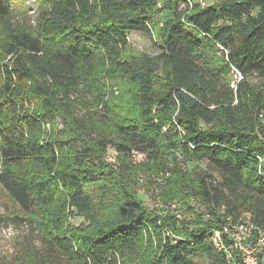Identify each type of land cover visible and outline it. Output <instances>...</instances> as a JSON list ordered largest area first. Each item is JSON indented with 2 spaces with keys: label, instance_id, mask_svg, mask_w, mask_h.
Returning a JSON list of instances; mask_svg holds the SVG:
<instances>
[{
  "label": "trees",
  "instance_id": "16d2710c",
  "mask_svg": "<svg viewBox=\"0 0 264 264\" xmlns=\"http://www.w3.org/2000/svg\"><path fill=\"white\" fill-rule=\"evenodd\" d=\"M30 6L36 24L26 1L0 0V185L18 206L0 214V228L27 225L69 264H226L205 228L249 212L264 229V0ZM133 31L159 52H127ZM107 64L122 95L100 118L61 108V93L100 80ZM109 147L115 165L104 160ZM136 155L169 177L161 205L178 199L193 211V199L208 219L149 209L135 188ZM70 213L86 223L66 226ZM18 248L13 264H51L31 242Z\"/></svg>",
  "mask_w": 264,
  "mask_h": 264
},
{
  "label": "rangeland",
  "instance_id": "374dc122",
  "mask_svg": "<svg viewBox=\"0 0 264 264\" xmlns=\"http://www.w3.org/2000/svg\"><path fill=\"white\" fill-rule=\"evenodd\" d=\"M28 5V8L24 10L25 16L29 17V20L32 24H36L37 11L34 6H30L36 0H24ZM212 1V0H211ZM209 2V1H208ZM159 6L161 2H158ZM185 4L180 5V10L184 9ZM23 15V13H22ZM17 16L21 20L25 16ZM172 14L163 13L160 16L161 22L168 19ZM129 46L127 52L130 53H147V54H157L159 52L158 46L155 44L153 38L148 34L143 32L133 31L129 33ZM10 56L5 57L7 61ZM108 64L105 67L104 76L100 80H96L90 85L80 82L79 85H76L73 88V91L68 93L66 98L63 94H60L59 105L65 110H72L76 116L80 117H93L100 118L102 115V106L104 103H109L112 100L113 96H121L120 84L117 78H113L107 72ZM239 77V74H237ZM236 75V76H237ZM0 84V89H1ZM119 91V92H118ZM98 103H101L100 105ZM56 127L61 129L63 127V120L59 118L56 123ZM50 135L52 131H49ZM49 136V135H48ZM105 161L108 163H113L114 165L119 162V158L115 149L109 147L108 152L105 154ZM144 157L142 155H136L134 158V163L137 167L135 180V188L138 192L139 198L145 203V205L161 214L168 211L170 204L174 201L178 204V208L175 209L177 214H181V218L185 222H193L196 220L195 213L202 215L205 219H208V211L200 203L190 201V206L193 207V211L187 210V206L183 204L181 200H171L169 206L161 205V200L159 198L160 193L164 192V187L167 185L169 177L163 174L156 173L152 171L148 166L142 165ZM194 163L189 164V168H192ZM164 185V187H163ZM103 187L101 183L92 184L87 188V191L93 196L100 194V188ZM161 188V189H160ZM225 208L224 206H222ZM171 208V207H170ZM226 209V208H225ZM18 212V206L13 202V200L8 196V194L2 189L0 185V214H15ZM243 215H250L249 212H244ZM86 223V219L78 214H71L66 219V226H80ZM31 242L35 249L37 250L38 256L42 257L45 254L49 255L51 264H69L63 260L62 256L55 249H50L49 245L44 241V239L37 234L36 231L32 230L27 225H11L10 227L0 228V264H13L16 263L18 247L22 242ZM198 261L201 264H207L206 259L198 258Z\"/></svg>",
  "mask_w": 264,
  "mask_h": 264
},
{
  "label": "built area",
  "instance_id": "2783aa9c",
  "mask_svg": "<svg viewBox=\"0 0 264 264\" xmlns=\"http://www.w3.org/2000/svg\"><path fill=\"white\" fill-rule=\"evenodd\" d=\"M197 1L201 6L207 4V0ZM170 207L175 210L178 204L173 201ZM220 212L224 213L225 208L221 207ZM177 216L181 218L180 213ZM205 230L216 250L224 256L226 264H264V229L257 227L250 215L238 218L228 215L218 227Z\"/></svg>",
  "mask_w": 264,
  "mask_h": 264
}]
</instances>
